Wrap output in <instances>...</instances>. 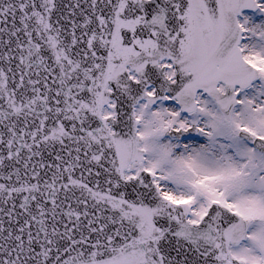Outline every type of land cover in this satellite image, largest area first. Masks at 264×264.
Wrapping results in <instances>:
<instances>
[{"label":"snow or ice","instance_id":"1","mask_svg":"<svg viewBox=\"0 0 264 264\" xmlns=\"http://www.w3.org/2000/svg\"><path fill=\"white\" fill-rule=\"evenodd\" d=\"M0 264H264V0H0Z\"/></svg>","mask_w":264,"mask_h":264}]
</instances>
